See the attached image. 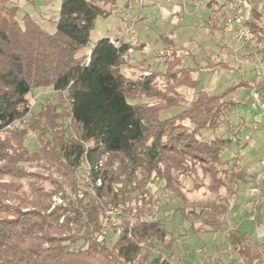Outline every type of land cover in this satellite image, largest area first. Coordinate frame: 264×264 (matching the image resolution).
Wrapping results in <instances>:
<instances>
[{"label":"trees","instance_id":"1","mask_svg":"<svg viewBox=\"0 0 264 264\" xmlns=\"http://www.w3.org/2000/svg\"><path fill=\"white\" fill-rule=\"evenodd\" d=\"M116 1L61 0L51 32L29 12L19 17L14 0H0V264H172L164 251L173 252L175 239L150 217V184L163 181L181 200L177 212L199 236L224 230L227 208L190 199L183 177L197 179L193 189L209 177L215 192L247 180L239 161L225 159L234 137L206 132L233 114L238 102L230 95L241 86L259 90L262 83L208 92L168 32L160 35L165 70L143 59L137 78L122 66L143 43L115 46L107 36L83 52L97 17L109 15L107 6ZM223 1H207L211 19L225 17ZM246 22L256 38L264 37L255 9ZM259 51L264 60V48ZM182 86L196 89L195 97L163 118L162 111L185 100L177 90ZM45 87L57 92V102L35 108L29 95ZM29 131L38 133L34 150L26 144ZM111 205L125 208L120 227L104 213ZM107 227L117 233L112 244ZM225 231L237 260L264 264V242H251L243 229Z\"/></svg>","mask_w":264,"mask_h":264},{"label":"rangeland","instance_id":"2","mask_svg":"<svg viewBox=\"0 0 264 264\" xmlns=\"http://www.w3.org/2000/svg\"><path fill=\"white\" fill-rule=\"evenodd\" d=\"M14 1L19 5V17L29 12L45 29L51 32L56 30L59 9L49 6V11L45 12L42 6L55 5L60 0ZM194 2L195 0H147L141 5L139 0H117L115 6H107L112 9L109 15L97 17L90 42L83 52L88 53L98 39L107 36H119L121 42L143 43L145 48L131 49V59L122 66L125 74L137 78L144 72V64L141 62L143 59L151 63L153 69L165 70L166 50L160 35L168 32L173 35L176 45L183 47L182 50L187 53L184 64L196 69L194 76L208 92H220L233 83L244 81L249 84L264 83V60L259 51L260 46L264 45V37L258 36L251 43L244 44L235 35L232 27L219 18L220 13L215 18H210L213 12L206 0H202L197 8ZM163 8L169 9L168 17L163 13ZM250 89V86H241L230 98L234 97L243 102L246 96H253L255 100H260L258 105H261L262 95L252 93ZM177 90L184 95L185 100L178 107L162 111L163 118L178 113L184 106L189 105L196 94V89L186 86L178 87ZM29 98L37 108L39 104L56 103L57 92L52 87L35 89ZM230 116L223 120L215 132L207 131V136L220 134L235 138L236 141L234 140L225 154V159L230 158L232 163L240 160L237 157L239 155L242 156V161L251 154L261 162L253 168L250 163L246 166V181H235L230 188L222 187L218 192L207 185L209 177L198 189H193L196 178L183 177L190 199L200 203H218L227 208L226 213H221L224 230H210L199 236L195 235L190 228V222L177 212L176 208L180 206L181 200L164 189L163 181L149 186L154 200L150 217L159 220L172 232L175 239L173 252L170 254L164 251L172 264H215L217 260L228 264H243L237 260V253L226 239L225 230L228 229H243L249 233L251 242H264V169L259 168L264 167V148L262 143L256 144L254 148V143L249 140L251 136L254 135L255 138L261 132L252 128L246 130L249 123L237 117L236 113ZM245 122L248 124L244 125ZM37 135V132L29 131L26 137L30 150L39 146ZM249 161L251 162V156ZM86 169V166L80 168L82 181L88 175ZM115 206L125 209L121 205ZM108 207L104 208L105 214ZM104 233L106 242L112 244L117 236L116 231L107 227ZM153 253L157 255L159 251L154 249Z\"/></svg>","mask_w":264,"mask_h":264},{"label":"crops","instance_id":"3","mask_svg":"<svg viewBox=\"0 0 264 264\" xmlns=\"http://www.w3.org/2000/svg\"><path fill=\"white\" fill-rule=\"evenodd\" d=\"M207 1H209V0H206V2ZM217 1L219 2V4H222L224 2L223 0H217ZM60 3H61V0L59 2H57L55 5H45V6H42V7H44L45 12H48L50 7L59 9L60 8ZM218 6L219 5H216V7H218ZM253 9H255V11H257L261 15L260 25L264 28V0H249L248 7H247L248 18L252 16V10ZM225 10H226V8L224 7L223 11H225ZM168 11H169V9L163 8V13L166 14L167 17L170 14V12H168ZM222 20H224V18ZM117 37L120 38L119 36H117ZM260 48L263 49L264 45H261ZM256 83H258V82H256ZM262 85L264 86L263 82H262ZM263 88L264 87L261 88L262 90L261 89L253 90L252 88L250 89V90H252V93L253 92H257V94L262 95L261 98H260V99H262L261 100V105H258V101H260L259 99L255 100V97H253V96H246L244 98L245 101H243V102H241L240 100L236 99L238 104H237L236 109L233 112V114L236 113L237 117H241L242 120L244 119L243 121H246V122H248L250 124L251 127L249 126L248 123L245 122L244 125L248 124L247 128L245 127L246 130L247 129L250 130L252 128L255 131L261 132L259 135H256L255 138H254V135H253V137L251 136L250 137L251 139H249L251 141V143L252 142L254 143V148L256 147V144H260V143H262L263 148H264V89ZM247 99H250V100L246 101ZM254 107H256L258 109L254 108ZM233 114H231V116ZM225 136H227V135H225ZM234 140H235V138H234ZM250 156H251V162L249 161ZM250 156H248V158H243L242 161H241L242 156L241 155L237 156V157L240 158V160H238V161L241 163L242 169H243V166H244V169H243L244 171H245V169L248 170L246 166H248L249 163H250V167L253 168L255 165L258 164V162H261L260 160H258L254 156V154H251ZM259 168L260 169L261 168L264 169L263 166H259Z\"/></svg>","mask_w":264,"mask_h":264},{"label":"built area","instance_id":"4","mask_svg":"<svg viewBox=\"0 0 264 264\" xmlns=\"http://www.w3.org/2000/svg\"><path fill=\"white\" fill-rule=\"evenodd\" d=\"M202 0H197L195 6H199ZM141 5H144L147 0H139ZM249 0H225L226 15L224 22L230 25L238 37L244 44L251 43L256 38L255 31L247 24V7ZM195 8V9H196ZM111 42L115 46H120L121 40L118 37L111 36ZM89 59V57L87 58ZM256 106V105H255ZM123 209L120 206H109L106 209V215L115 227H120L122 224Z\"/></svg>","mask_w":264,"mask_h":264}]
</instances>
